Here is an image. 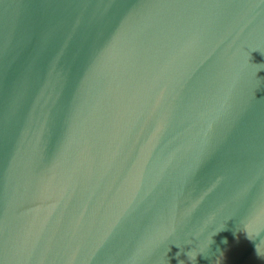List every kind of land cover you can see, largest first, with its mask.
<instances>
[{
	"label": "water",
	"instance_id": "95a60500",
	"mask_svg": "<svg viewBox=\"0 0 264 264\" xmlns=\"http://www.w3.org/2000/svg\"><path fill=\"white\" fill-rule=\"evenodd\" d=\"M0 264H264V0H0Z\"/></svg>",
	"mask_w": 264,
	"mask_h": 264
}]
</instances>
